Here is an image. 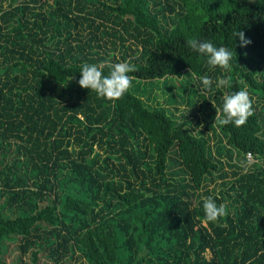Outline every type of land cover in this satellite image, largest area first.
<instances>
[{
  "label": "trees",
  "instance_id": "obj_1",
  "mask_svg": "<svg viewBox=\"0 0 264 264\" xmlns=\"http://www.w3.org/2000/svg\"><path fill=\"white\" fill-rule=\"evenodd\" d=\"M84 62L131 86L81 88ZM239 90L251 115L220 123ZM17 241L22 264H264V0H0V264Z\"/></svg>",
  "mask_w": 264,
  "mask_h": 264
},
{
  "label": "clouds",
  "instance_id": "obj_2",
  "mask_svg": "<svg viewBox=\"0 0 264 264\" xmlns=\"http://www.w3.org/2000/svg\"><path fill=\"white\" fill-rule=\"evenodd\" d=\"M233 37L234 40L239 38L241 46H247L250 43L246 40L243 31L235 30ZM186 44L198 56L206 58L210 68L226 69L232 61V52L224 46L213 44L211 40L192 38L187 40ZM102 69V64L82 63L79 70L80 87L94 91L97 95L107 99L121 97L131 86L132 78L129 73L133 71L132 66L127 62H118L110 66L107 74ZM227 83L226 79H220L217 82L208 75L201 78L203 91H211L213 85L219 87ZM219 112L223 114L220 123L228 124L231 122L235 126L244 125L251 115V101L248 92L239 90L224 96ZM203 209L205 219L209 222H214L227 214L226 205L224 203L217 204L211 196L204 199Z\"/></svg>",
  "mask_w": 264,
  "mask_h": 264
},
{
  "label": "rangeland",
  "instance_id": "obj_3",
  "mask_svg": "<svg viewBox=\"0 0 264 264\" xmlns=\"http://www.w3.org/2000/svg\"><path fill=\"white\" fill-rule=\"evenodd\" d=\"M4 5L6 6L5 9H7L8 8V3H6ZM170 81H171V79H170ZM197 107H198V104H197V106H195V108H197ZM18 246H19V241L13 242V243L6 242V248L7 249L5 251V254H4V258L3 259L7 263H10V264H22L20 262V259L22 258V255H21V252H20ZM78 255H80V254L79 253L77 254L76 259L68 260L66 262V264H80L81 263V260L79 259V256ZM23 259H24V261L29 262V257H23ZM40 262L42 264H53L52 262H50L44 256V254H41L40 255ZM84 264H86V263H84Z\"/></svg>",
  "mask_w": 264,
  "mask_h": 264
},
{
  "label": "built area",
  "instance_id": "obj_4",
  "mask_svg": "<svg viewBox=\"0 0 264 264\" xmlns=\"http://www.w3.org/2000/svg\"><path fill=\"white\" fill-rule=\"evenodd\" d=\"M253 162H256L254 156L251 154V153H248L246 155V165H250L252 164Z\"/></svg>",
  "mask_w": 264,
  "mask_h": 264
}]
</instances>
